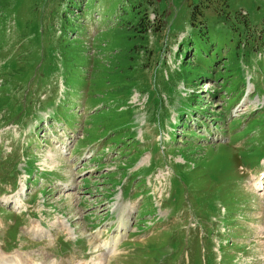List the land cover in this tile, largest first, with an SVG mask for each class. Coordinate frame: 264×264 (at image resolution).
<instances>
[{"label": "rangeland", "instance_id": "obj_1", "mask_svg": "<svg viewBox=\"0 0 264 264\" xmlns=\"http://www.w3.org/2000/svg\"><path fill=\"white\" fill-rule=\"evenodd\" d=\"M263 49L264 0H0V264H264Z\"/></svg>", "mask_w": 264, "mask_h": 264}, {"label": "bare ground", "instance_id": "obj_2", "mask_svg": "<svg viewBox=\"0 0 264 264\" xmlns=\"http://www.w3.org/2000/svg\"><path fill=\"white\" fill-rule=\"evenodd\" d=\"M63 148V147H62ZM264 181H262L259 185H256L257 187H258V189L259 190H263V193H261L259 196H261V197H263L264 196ZM262 184V185H261ZM253 185V184H252ZM255 189H256V187H255ZM132 207V206H131ZM130 207H128V209H129ZM127 209V210H128ZM135 212V209H134V207H132L131 209H130V211H129V213H128V215H125V217L123 218V219H120L121 220V222L119 223V225H118V227H119V229H118V227H117V229L118 230H121V231H123L124 229H126L127 227L129 228V225H130V221H131V217H132V214ZM65 223V222H64ZM66 224V223H65ZM66 226H68V223H67V225ZM70 230H71V228H69ZM41 234V233H40ZM39 237H40V235H38V239H39ZM120 238V236L118 237V238H116V240H118ZM115 240V241H116ZM107 243H111V242H107ZM106 243V244H107ZM105 244V245H106ZM113 243H111V245H112ZM104 245V246H105ZM111 245H110V247H111ZM105 249H106V247H104ZM108 248V247H107ZM112 249H113V247H112ZM108 253L111 255V254H113L114 252H113V250H111V249H108ZM115 254H116V252H115ZM17 261V260H16ZM16 261H9V260H6V261H3V263L2 264H19L18 262L16 263Z\"/></svg>", "mask_w": 264, "mask_h": 264}, {"label": "trees", "instance_id": "obj_3", "mask_svg": "<svg viewBox=\"0 0 264 264\" xmlns=\"http://www.w3.org/2000/svg\"><path fill=\"white\" fill-rule=\"evenodd\" d=\"M144 20H142L141 21V28H145V26L142 24V23H144L143 22ZM132 40V39H131ZM136 61H138V59L136 60ZM135 61V62H136ZM188 62H190V59H189V61ZM191 64V63H190ZM190 64H188V65H190ZM141 65V64H140ZM118 68L119 69H122V68H125V66H124V64H123V62H119V65H118V67H117V69L116 70H118ZM208 76V75H207ZM240 76V75H239ZM106 79H108V78H106ZM105 79V87H104V89L103 90H106L107 88H109L108 86H112V85H114L113 83H112V81H110L109 79L108 80H106ZM121 81H122V79H121ZM122 85H124L123 83L120 85V86H122ZM119 86V87H120ZM115 88V87H114ZM113 97L108 101V105H111V103H112V101L111 100H117V102L119 103V102H121L122 100H121V95H120V93H116V94H113L112 95ZM151 98V97H150ZM157 100H159V96H158V90H157ZM125 113V112H124ZM122 114V113H121Z\"/></svg>", "mask_w": 264, "mask_h": 264}]
</instances>
